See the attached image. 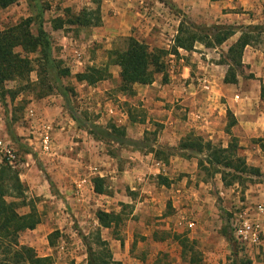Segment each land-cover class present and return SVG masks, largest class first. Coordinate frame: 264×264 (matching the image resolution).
I'll return each mask as SVG.
<instances>
[{
	"label": "rangeland",
	"instance_id": "1",
	"mask_svg": "<svg viewBox=\"0 0 264 264\" xmlns=\"http://www.w3.org/2000/svg\"><path fill=\"white\" fill-rule=\"evenodd\" d=\"M129 1L39 0L43 8V29L51 39L52 57L67 71L63 77L44 69L39 50L32 44V37L37 33L38 14L34 4L28 0H15L5 8L0 6V60L5 62L7 71L16 74L18 67L20 69L18 76L16 74L0 85V91H4L3 96L0 94V165H7L17 173L25 189L24 200L28 206L20 207L17 212L27 214L33 207L40 221L33 230L19 235V243L32 248L38 257L49 258V264H87L89 247L96 254L102 251L95 243L98 233L107 242L113 260L121 264H230V245L221 236V230L228 227L233 241L238 243L230 227V219L234 216L259 220L264 229V212L261 217L257 215L259 206L264 209V180L252 176L249 178L252 182H249L246 175L243 182L236 179L225 187L220 183V175L209 178L198 168L193 175L175 174L174 165L167 162L164 169L167 175L162 172L160 178L155 177L157 183L165 181L164 186L170 187L187 181L196 188L204 183L207 186L204 194L192 195L187 201L167 196L147 207L139 191L132 192L128 187L121 191L111 180L118 170L122 172L127 168V162L131 161L128 158L135 156L115 144L94 140L76 130L65 109H47L48 116L53 113V120H49L44 112L47 106H63L62 98L52 88L65 85L73 91L69 93L70 105L82 120L125 130L118 115L108 111L116 106L127 112L130 120L143 124L147 120L143 102L136 95L129 96L120 91L121 69L112 64V54L125 50L128 40L132 39L145 47L147 67L154 84L149 98L162 101L160 107L170 112L180 125L187 119L192 120L190 106L180 103L182 100L175 97L174 87L170 84L182 79V65L187 64L190 57L179 56L182 53L179 49L174 55L177 31L180 28L186 34L194 32L190 23H195L181 10L180 16H176L168 9L164 11L166 16L160 14L162 17L157 10L150 9L154 15L152 22H145L141 14L144 3ZM97 8L101 19L102 15L109 16L106 25L103 20L98 27L76 25V19L84 12L92 14ZM86 16L90 21L95 19L93 15ZM195 25L199 28L213 26ZM100 27L108 31L113 28L119 35L109 38L97 29ZM239 35L237 33L229 41H236ZM191 44L187 43V46ZM226 45L216 51L218 56L208 59L214 63L225 62ZM254 48L260 52V58L256 55L253 60L249 52H255L246 50L244 63L236 71L238 82L235 87L224 86L219 79L221 69L214 70L211 80L215 81L210 83L211 89H201L205 96L196 108L200 116L197 123L201 122L210 133L202 134L206 130H201L200 124L186 126L181 141L199 137L222 148L236 141L241 148L239 156L249 167L257 168L264 175V101L258 94L260 83L264 84V56L261 55L264 54V39ZM155 54L159 55L162 67L159 73L154 72L152 66ZM90 69H95L96 73H90ZM83 73L92 74L94 79L101 75V80L88 85L78 80V75ZM185 73L186 77L188 73L190 75L188 81L196 83V78L204 74L196 65ZM163 88L165 92L161 96ZM236 95L238 99L235 100ZM246 108L247 113L242 115L251 122L250 128L242 126L234 116V112ZM149 124L147 140L151 142L155 138L157 142V134L163 125L153 120ZM154 131L156 135L151 134ZM45 133L50 147L46 153L40 148ZM28 140L37 141V146L29 145ZM7 148L13 155L10 162L4 151ZM162 149L165 154L173 153L169 151L170 147ZM96 179L103 181L102 194L93 190ZM115 191L118 192L114 194ZM6 201L13 199L6 198ZM217 206L228 214L226 222ZM98 212L117 215L111 228L104 229L99 225ZM199 212L201 216H197ZM260 239L264 241V230ZM243 254L252 262H264L263 246L249 248ZM100 258L106 260L102 255Z\"/></svg>",
	"mask_w": 264,
	"mask_h": 264
},
{
	"label": "trees",
	"instance_id": "2",
	"mask_svg": "<svg viewBox=\"0 0 264 264\" xmlns=\"http://www.w3.org/2000/svg\"><path fill=\"white\" fill-rule=\"evenodd\" d=\"M15 0H0V6L2 8L12 4ZM33 3L38 9L37 14V33L32 37V44L39 50L40 59L43 62V67L47 71H53L57 77H63L67 75V71L61 69L60 63H57L52 57V45L51 39L48 33L43 29L42 19V5L39 0H28ZM166 7L176 16H180L181 11L176 8L169 0H160ZM86 15L95 16L94 21L87 19ZM183 19L189 20L182 16ZM190 21V20H189ZM74 24V23H73ZM101 24V17L99 9L97 8L94 13L84 12L82 17L76 19V25L83 27H98ZM194 32L182 31L180 28L177 31V36L174 40V44L177 47L174 55H177V49L185 51L193 50L194 44H200L205 48L213 49L223 45L230 37L234 36L237 32H240L238 39L227 49V53L224 56L227 71L223 78L224 84L235 85L237 84L236 71L242 66V57L246 47H255L264 39V26L251 25L241 27L239 30L234 26L226 25H213L210 27L199 28L195 24L190 23ZM199 33V34H198ZM201 34V35H200ZM192 43L191 46H187V43ZM114 59L112 64L120 67L121 85L120 91L125 95L134 96L135 91L133 86L135 84H149L152 82V76L150 70L147 67L145 47L137 43L136 41L129 39L127 48L119 53H113ZM5 62L0 60V85L4 84L11 78L16 77V74H20V69L12 73L5 68ZM152 66L155 69L154 72H161V65L159 64V55H154L152 60ZM89 72L96 73L95 69H90ZM88 72V73H89ZM12 76V77H11ZM78 80L86 82L88 85H94L101 80V75L94 79L93 75L90 76L86 73L78 75ZM1 88V86H0ZM55 89L58 95L61 96L64 102V108L69 112L70 117L77 125V128L85 131L88 135L92 136L94 140L105 141L115 144L118 148H132L135 151L153 153L155 158L167 163L171 154H165V150L158 148L155 150V138L149 142L147 140L148 131H145L142 140H132L127 138L124 128L115 127L114 125L101 126L94 122L82 120L76 113H74L70 105L69 93L72 91L70 87L65 85H57ZM48 90H51L48 88ZM51 90V91H52ZM49 91V92H51ZM3 89L0 94H3ZM3 96V95H2ZM259 99L264 101V84L260 85ZM131 122H133L131 120ZM226 133H229L228 131ZM156 135V131L151 133ZM241 148L236 141H231L226 148L217 147L210 141H205L199 137L188 138L179 142L177 148H171L169 151H179L181 157L189 158L195 157L197 159V168L200 171H204L209 178H214L216 175H220V180L223 186H230L233 181L243 182L245 176H248L249 182H252L251 178H260L264 180V175L260 173L257 168L249 167L246 161L239 156L238 151ZM167 155V157H166ZM162 156H165L162 158ZM157 178H160L159 176ZM47 181L50 186L52 182L47 177ZM103 181L100 179L95 180L94 192L96 194L103 193L102 187ZM165 184V181L160 183ZM25 189L19 180L18 174L15 173L7 165H0V264H49V258L38 257L35 251L25 245L19 243V235L26 230H33L39 224V217L36 210L31 207L30 212L27 214H19L17 210L20 207H27L28 204L24 200ZM6 198L13 199L11 202H7ZM16 200V202H14ZM221 213H223L225 222L227 221L228 214L222 210L220 206H217ZM117 215L113 213L98 212L97 218L99 225L104 229L111 228V224ZM221 236L230 245V264H253L252 260L243 254L242 249L233 241V237L228 230V227L224 226L221 230ZM96 245L102 248L99 254H96L90 247L88 248V261L87 264H121L114 261L106 241L101 239L100 234H96ZM88 247V245H87ZM100 255L106 257V260L100 258ZM195 261H190L194 263Z\"/></svg>",
	"mask_w": 264,
	"mask_h": 264
},
{
	"label": "crops",
	"instance_id": "3",
	"mask_svg": "<svg viewBox=\"0 0 264 264\" xmlns=\"http://www.w3.org/2000/svg\"><path fill=\"white\" fill-rule=\"evenodd\" d=\"M126 1L130 2L129 0ZM133 1L134 2L139 1L144 3L143 5L144 10L141 12V14L145 19V22H149V23L152 22L151 17H153L154 15L151 14V12L149 11L150 9L157 10L158 15L160 17H162V15L160 14L166 16V14H164V11H166L168 8L160 0H141V1L133 0ZM170 3L173 4L179 10H181L183 13H185L186 16L192 22L201 26H210V25H226V26H234V27L236 26L245 27L251 25L264 26V4L262 3L261 0H170ZM112 19L113 18H111L110 20ZM101 20H103V23L106 25V23L109 20V16L102 15ZM158 20L160 22V19ZM139 23H141V20H139ZM97 29L102 30L103 32L102 35L109 36V38H113L112 35H119L117 33V30H114L113 28H111L110 31H108L106 28L103 27ZM238 29L240 30L241 27ZM236 34L234 36H236ZM230 38L223 44V46L227 44L225 50H227L235 41V39L233 41H229ZM220 47H222V45L213 49H209L198 44L197 46H194L193 50L191 51H185L179 49L180 52H182L179 53L180 54L179 56L190 55V57L188 58V63L182 65L183 74L180 75L182 79L178 78L177 79L178 82L175 83V81H173L172 84H170V86L175 88V89L173 88V92L174 94H176L175 95L176 98H180L182 100L180 103L186 106H190L189 116H192L193 118L191 121L190 119H187V122L184 124L185 126L180 125L178 123L179 121L175 120L174 117L172 118L170 112L160 107L161 105H163L162 101L155 102L156 100H154L153 98H149L148 94L153 91L152 89L154 85L152 84L153 82L144 85L135 84L133 86V89L135 90L136 98L141 102H143L144 105L143 107H145L147 111V120L143 124L137 122H131V120L128 118L127 112H124L122 109H119L116 106L110 107L108 111L115 115H118V121L121 122V124L124 127H126L125 133H127L126 134L127 138L132 140H142L144 137L143 133H145V131H143L144 128L150 125L149 124L150 120H153L154 122H158L159 124L163 125L161 131L157 134V142H155L154 148L156 149L163 147L177 148L179 142L181 141V138L183 137L184 132L187 130L186 126L192 127V126H198L199 124L201 126V122L197 123L198 121L197 118H200V116H198L196 112V108L199 102L201 101V97L205 96V94L201 91V89L202 90L211 89L210 83L211 82L213 83L215 81V80L213 81L211 80V75L212 73H214L215 69L217 68L221 69V75L219 76L221 83L223 82L222 80L227 70V66L225 64L214 63L208 59L214 55L218 56L216 54V51ZM248 49H251L252 51L255 52V53L249 52V54L252 55L253 60L256 59V55L257 58H260L258 56L260 52L256 50L257 48L249 47V46L245 48L243 55ZM261 55L264 56V54ZM242 62L244 63V61ZM195 65L198 66V68L202 69L204 72V74L201 77L196 78L198 83L193 81H188L187 78H190V75L188 73V77H186V73H185L192 71ZM237 82H238V78H237ZM260 85L258 87V94L260 93ZM224 86L235 87L236 84L235 85L224 84ZM164 92L165 89L163 88L162 91L160 92L161 96H164L163 95ZM236 99H238L237 95L235 96V100ZM56 107L57 109L58 107L59 109H65L64 102H63V106L61 105L47 106L46 108H44L45 114L47 115L48 110L52 111ZM247 111H248L247 108L245 110L240 109V111H237L236 113L234 112V116L238 121L242 122V126H246L247 128H250L249 126H252L250 125L251 122H249L247 118L243 117L244 115H242L244 113H247ZM52 114L53 113H50V116L47 115L49 120H53ZM166 115H169V117L166 118L165 117ZM70 119L74 128L82 132L83 130L77 128V125L75 124V122L72 120L71 117ZM140 128H142V130H140ZM200 129L206 130L205 132H202V134L210 133V130L206 126H201ZM147 130L149 129L146 128V131ZM32 133L35 132L33 131ZM43 133L44 132H42L41 134ZM82 133L88 135L85 131H83ZM209 138L211 137L209 136ZM28 141H29V145L37 146L38 144V142L35 140H28ZM123 150L127 151L128 153L132 154L135 157L128 158L131 161L127 162L126 164L127 168L122 172L118 170L115 173V175L111 176V180H113L115 184L117 183L116 188L122 189L121 191L126 190V187H128L129 190L132 192L139 191L140 196L143 197V201L146 202L147 207H149L148 205L151 204L152 202H159L160 200H162L164 197L167 196H171L172 198L174 199L176 198L178 200L185 199L187 201L190 200L192 195L197 196L200 194H204L205 188L207 187L206 184L204 183H200V185H198V188H196L194 184L188 185L187 181L186 183L181 181L177 184H171L170 187L169 186L166 187L164 185L157 183V180L154 178L161 175V173L164 172L165 166L168 165L167 163L163 162L162 160L156 159L153 153H146V154L143 152L141 153L139 151L133 150L131 147L122 148V151ZM178 152L173 151V153L171 154V156L167 161L169 164L174 165L173 172H175V174L181 173V174L193 175L197 168V159L195 157L183 158L180 156ZM162 175L165 176L167 175V173L164 172V174L162 173ZM99 176L102 175L99 174ZM151 177H153V179ZM171 179L172 178H168V180ZM220 183L222 184L221 181ZM202 186L203 189H201ZM117 192L118 191H115L114 194ZM191 206L193 208L197 207L194 205ZM146 213L148 214V211H146ZM197 216H201L200 212L197 214ZM258 216L261 217L260 214H258ZM262 219H264V217ZM260 246L264 247V241H261ZM252 263L264 264V262L260 260H256V262H252Z\"/></svg>",
	"mask_w": 264,
	"mask_h": 264
},
{
	"label": "built area",
	"instance_id": "4",
	"mask_svg": "<svg viewBox=\"0 0 264 264\" xmlns=\"http://www.w3.org/2000/svg\"><path fill=\"white\" fill-rule=\"evenodd\" d=\"M264 4V0H261ZM47 133H45V136L41 139L40 148L43 152H48L49 147V140L47 138ZM5 153L8 154L9 162L11 159H13V155L11 154V151L7 149L4 150ZM84 181H82L83 183ZM78 186H81V183L78 184ZM79 192V191H77ZM264 212V209L259 206L257 209V215ZM259 220L250 219L248 217H240V216H234L230 219V227L232 230V234L236 241L238 242V245L242 249V251H246L249 248L252 247H258L261 244L260 236L263 234V227L259 223ZM189 227H192V225H189Z\"/></svg>",
	"mask_w": 264,
	"mask_h": 264
}]
</instances>
